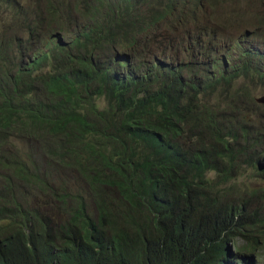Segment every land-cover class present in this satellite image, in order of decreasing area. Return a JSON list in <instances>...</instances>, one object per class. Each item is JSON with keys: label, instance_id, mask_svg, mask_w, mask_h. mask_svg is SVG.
I'll list each match as a JSON object with an SVG mask.
<instances>
[{"label": "trees", "instance_id": "16d2710c", "mask_svg": "<svg viewBox=\"0 0 264 264\" xmlns=\"http://www.w3.org/2000/svg\"><path fill=\"white\" fill-rule=\"evenodd\" d=\"M163 1L0 0V264H114L123 253L133 264H237L240 252L261 256L264 105L256 99L264 72L233 85L238 72L216 61L214 76L197 77L184 20L163 45L145 43L156 42L170 16L162 7L177 4ZM229 12L227 24L238 25L241 8L208 21L227 27ZM258 21L264 27V14ZM161 49L179 67L161 61ZM243 68L252 71L250 62ZM65 171L88 188L68 189ZM55 181L60 204L46 209L33 191L51 201Z\"/></svg>", "mask_w": 264, "mask_h": 264}, {"label": "clouds", "instance_id": "9594fccd", "mask_svg": "<svg viewBox=\"0 0 264 264\" xmlns=\"http://www.w3.org/2000/svg\"><path fill=\"white\" fill-rule=\"evenodd\" d=\"M208 3L209 0H177L175 7H162L161 10H164L166 14L169 13L170 16L165 17L157 25V29L153 33V35H157L156 42L151 41L149 38H146L144 42L152 45L157 44L156 46L163 45L170 35L179 32L178 21L184 20L187 21V26L184 31L189 39L188 43L193 53L192 57L186 59L191 66L190 70L197 77L210 78L214 76V63L216 61L218 65L222 64V62L227 64L226 74L233 75V71L238 72L239 75L237 77L233 76V85L242 78L252 79L259 77L261 72H264V27H248L246 30H240L233 35H226L221 27L217 29L209 23ZM238 25L240 24L238 23ZM210 28L219 30L220 34L214 37L211 36ZM257 30L260 31L261 35ZM222 36L229 37L221 39ZM155 52L161 61L179 67L177 57L173 52L164 49L155 50ZM244 62H250V68L252 70L247 75H244ZM198 68L200 69L199 72ZM127 235L130 237L132 243L138 241L135 230H128ZM246 254L254 255L251 253ZM256 254H261L258 259L263 256V252L258 250ZM242 260L244 261L246 258L242 256ZM64 262L63 258L59 264H64ZM114 264H133V262L127 253H123L116 257Z\"/></svg>", "mask_w": 264, "mask_h": 264}, {"label": "rangeland", "instance_id": "374dc122", "mask_svg": "<svg viewBox=\"0 0 264 264\" xmlns=\"http://www.w3.org/2000/svg\"><path fill=\"white\" fill-rule=\"evenodd\" d=\"M212 1H213V4H212V7H210L208 10V15H210L212 18H215L216 22H218L219 20L218 16H222L223 14H225L231 9L238 10L239 8H241L242 10V13L236 16V20L240 25H237V23H233L232 26L227 24L229 23V21L232 20V17L234 16V15L231 16L230 12L227 14V17L224 20V22L228 26L224 27L222 23H219L221 29L226 35H233L240 30H243V29L246 30L248 27L263 26V22L258 21V18H261L264 14V8L263 9L262 7L260 8V6L263 4V0H212ZM146 3L147 1L142 6H144ZM251 15H253L254 17L253 19L249 20ZM246 20H249L248 25L243 24L246 22ZM0 27L2 26L0 25ZM16 36H21V34L16 33ZM144 60L147 62L150 61V56L148 53H145ZM246 114H248L247 117H249L251 120L253 119L256 122L260 120V117H258V114L252 113L251 110H249V112H247ZM38 155L40 157L42 166L45 167L44 170L47 171L48 168H50L49 167L50 162L44 159L42 151H39ZM64 174L72 180L68 184V187H67L68 189L73 190L75 193H79L80 187L84 186V189L88 188V184H86V181L83 178L76 177L74 179V176L71 175L68 171H65ZM52 176L54 179H57L54 173H52ZM245 178H247V175H245L243 179ZM241 180L242 179H240V181ZM51 187L54 188L53 190L54 197L51 198V201L48 198L41 196V194H38V191H33V193L35 194L36 197H38L36 198L37 200H39L40 198L43 199V202L46 204V209H50V208L57 209L60 204L59 203L60 200H58V197L61 198L63 194V190L58 181L53 182ZM49 191L50 189H47L45 190V193ZM88 208L91 210L92 214L96 215L92 204L88 203ZM59 210L62 211V207H59ZM229 248H230V251H232V253L234 254L236 253V250L233 246H229ZM242 253L243 252H240V254L239 253L238 254L239 256L245 257L246 260L241 261L239 258H236L235 263L237 264H264V251H263V256L260 257L259 259H256L254 255H249L246 253L242 254Z\"/></svg>", "mask_w": 264, "mask_h": 264}, {"label": "water", "instance_id": "95a60500", "mask_svg": "<svg viewBox=\"0 0 264 264\" xmlns=\"http://www.w3.org/2000/svg\"><path fill=\"white\" fill-rule=\"evenodd\" d=\"M256 102L259 103V104L264 105V96H261V97L257 98Z\"/></svg>", "mask_w": 264, "mask_h": 264}]
</instances>
